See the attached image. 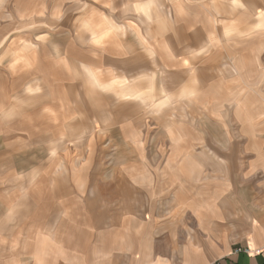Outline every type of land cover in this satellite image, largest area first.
Instances as JSON below:
<instances>
[{
    "label": "crops",
    "instance_id": "0c3cea01",
    "mask_svg": "<svg viewBox=\"0 0 264 264\" xmlns=\"http://www.w3.org/2000/svg\"><path fill=\"white\" fill-rule=\"evenodd\" d=\"M3 53L0 264H264V0H0Z\"/></svg>",
    "mask_w": 264,
    "mask_h": 264
},
{
    "label": "rangeland",
    "instance_id": "374dc122",
    "mask_svg": "<svg viewBox=\"0 0 264 264\" xmlns=\"http://www.w3.org/2000/svg\"><path fill=\"white\" fill-rule=\"evenodd\" d=\"M7 1V0H6ZM168 3V2H167ZM162 9V7H160ZM164 10L165 12L163 11H159L158 13L163 16L165 18V23H168L170 25V28H174L175 26V22H174V15L173 14H170L168 11H169V6H166L164 7ZM167 25V24H166ZM10 61V55L9 54H6V53H3V54H0V63L2 62H9ZM225 122L228 123L227 126H230L231 123H230V119H226L224 120ZM259 128H261L262 126V123L260 122L258 125H257ZM260 131L262 129H259ZM251 154H249L247 151H238V152H232V161L234 160L235 162V157H236V161L237 159H239V167H238V175H242V170H244V174H246V168L242 166V164H246V160L248 157H250ZM254 157L256 158V152L254 153ZM236 166V164L234 165ZM235 167L233 168L234 172L235 171ZM240 182L236 185V186H239V187H242L244 186L245 189L250 186V183H246L245 181L241 182V179H239ZM247 190V189H246ZM253 203H254V208L255 210H263L264 211V172L262 171V168H259V167H255L254 168V190H253ZM250 201V200H249ZM249 207H250V202H249ZM262 222H264V213L262 215Z\"/></svg>",
    "mask_w": 264,
    "mask_h": 264
}]
</instances>
